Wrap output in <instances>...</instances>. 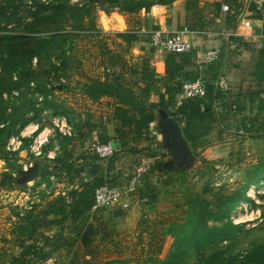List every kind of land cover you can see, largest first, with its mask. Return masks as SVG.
I'll list each match as a JSON object with an SVG mask.
<instances>
[{"label":"rangeland","instance_id":"1","mask_svg":"<svg viewBox=\"0 0 264 264\" xmlns=\"http://www.w3.org/2000/svg\"><path fill=\"white\" fill-rule=\"evenodd\" d=\"M123 1L126 2L116 0L117 3ZM167 1L140 0L146 8L136 10V14L142 19L150 9L149 3ZM180 1L184 6L187 0ZM192 1L209 17L218 0ZM241 3L242 19L251 18L249 8L254 0H241ZM115 4L105 3L95 10L97 27L107 34L127 30L128 15L116 8ZM81 5V0H0V33L29 38L45 36L49 30L66 28L76 18ZM225 14L220 10L219 17L208 26L207 32L211 34L200 37L205 40L220 39ZM70 32L77 35L70 46L64 47L70 54L49 59L56 67L63 64L60 70L46 74L47 61L34 58L31 64L23 65L24 72L30 71V75H7L5 79L0 99L5 108V124H17L15 130H18L16 121L22 114L31 122L18 134H12L5 144V150L18 152L17 156H9L8 162L0 160V264H10V260L20 252L12 241V231L18 220L29 212L37 215L47 210L50 203L65 196L72 188L62 178L43 176L48 171L52 172L54 158L70 153L73 159L80 162L82 157L91 155L90 145L96 141V132L105 128L113 133L108 102L103 100L100 104H91L80 93L81 84L87 77L103 78L106 66L101 64L98 39L87 37L86 30ZM246 34L249 35L246 40L254 46L255 51L264 47L263 38H254L256 31L253 28L247 30ZM222 43L216 49L219 56L214 81L219 75L231 76L233 69L227 65L229 49ZM199 46L204 51V44ZM144 50L139 51L133 46L130 54L125 55V61L138 66L141 60L146 59L150 48ZM53 54L56 56L58 53L55 51ZM151 58L154 67L153 54ZM10 78L13 81L19 78L16 88L8 85ZM30 78L34 81L30 82ZM36 86L38 90L45 91L47 102H53L62 109L54 111L45 107V95L40 94ZM230 88L234 97L240 90H247L248 83L241 87L231 85ZM29 108L32 110L27 112ZM260 116L264 120V115ZM92 124L96 127L93 128ZM39 128L40 131L35 134ZM235 128L236 117L230 114L215 115L213 121L202 126L194 143L186 141L183 136V145L171 144L172 148H168L170 150L166 154L162 153V167L149 172L147 178L136 185L134 192L126 194L129 207L122 209L119 217L113 216L116 208L107 209L97 214V219L79 220L75 228L66 223L48 225L52 216L45 221L40 219L41 227L36 234H59L66 238V246L86 223L92 221L101 224V233L88 250L78 248L77 243L72 249L62 246L43 264H68L75 250L77 256H73L74 264H83L85 260L90 264H203L205 258L216 251L223 252L226 264H245L248 252L264 246V183L258 189H251L249 195L256 208L251 209L249 202L243 201L231 214L232 223L243 227L233 230L232 238L227 243L213 249L208 247L198 251L191 248L186 251L183 241L178 247L174 240L179 232L178 226L185 220V213L191 210L194 200H199L205 217L208 216L209 212H215L222 205L227 196L240 191L249 172L264 160V132L244 134L235 131ZM125 161H122L124 168L119 163L117 165L122 170V179L132 175L134 169L129 170ZM31 170L37 171L36 177L28 178L27 173ZM144 181L158 188L157 200L153 204L139 199V190ZM82 182L77 181L75 187ZM122 184L123 189L120 190H125V183ZM220 225L208 222L209 227ZM73 228L76 231L71 233Z\"/></svg>","mask_w":264,"mask_h":264},{"label":"trees","instance_id":"2","mask_svg":"<svg viewBox=\"0 0 264 264\" xmlns=\"http://www.w3.org/2000/svg\"><path fill=\"white\" fill-rule=\"evenodd\" d=\"M174 1L176 0L160 4L149 3L148 8L153 5H170ZM81 3L76 18L62 30H49L45 32V36L30 38L0 33V99L4 92L7 75L10 77L13 75L16 77L17 74L21 77L30 75V71L24 72L23 65L31 64L34 58L37 61H47L46 74L60 70L63 64L56 67L49 62V59L70 54V51L65 50L64 47L70 46L77 37L70 31L86 30L87 37L98 39L101 64L106 68L103 78L87 77L81 84L80 93L91 104H100L103 100L108 102L111 109L110 122L113 126V135L103 128L102 131L96 132V141L93 143H114L117 152L107 160L98 158L92 151L91 155L82 157L80 162L79 159H73L70 153L54 158L55 166L52 172L48 171L43 176L62 178L72 188L65 196L50 203L47 210L38 212L37 215L29 212L24 218L18 220L12 231L14 235L12 241L14 247H17L20 252L10 260V264H43L62 246L72 249L77 243L78 248L88 250L93 245L95 238L101 233L99 227L101 224L92 221L86 223L80 232H77L74 238L72 237V242L66 246V238L59 234L52 237L43 233L36 234L37 229L41 227L40 219L45 221L44 219L52 216L53 219L47 222L48 225L60 226L66 223L74 228L80 223L79 220L97 219V214L107 210L92 211L93 195L97 188L107 185L123 189L122 183H125L126 187L135 168L145 161H153V163L150 162V169L141 180L146 179L149 172L161 168V159L164 155L155 132V111L163 110L171 114L174 121L180 125L185 140L190 143L197 140L202 126L213 121L215 115L230 114L236 117L235 131L237 132L244 134L264 132V120L260 116L264 115V47L255 51L244 37L235 35L238 16L242 12L241 0H218L215 3L214 12L210 13L209 17L204 15L195 1L187 0L183 6L185 11L183 26L198 33L207 32L208 26L219 17L222 6H226L228 10L224 17V31L228 34L226 42L230 57L237 58L245 51L256 52L255 61L250 66L249 72L243 75V80L248 81V88L244 91L240 90L234 97L231 88L223 92L215 85L220 76H217L214 81L213 76L216 75L218 61L198 69L194 63L195 52L167 53L164 59L163 76L158 75L151 64L153 48L147 50L148 56L145 60H141L138 66H132L125 61V55L130 54L134 44L141 39L142 19L136 14V10L146 7L140 0H126L121 3H117L116 0H81ZM105 3H116L114 6L128 15L125 32L107 34L97 27L95 10ZM61 8L64 9L63 6ZM249 12L251 20L262 22L260 34L264 36V0L260 11H256V0H254ZM141 50L145 51L144 48ZM55 51L58 53L56 56L53 54ZM239 65H234L235 72L239 71ZM193 66L196 69L190 70ZM225 77L229 79L228 75ZM198 78L205 83V96L186 100L175 109V96L181 90L182 83ZM17 80L13 81V78L12 80L10 78L8 85L16 88L19 84ZM29 81L33 82L34 79L30 78ZM36 87L40 94L45 95V107L54 111L62 109L53 102H47L45 91L38 90V86ZM28 105L31 107V103ZM31 110L32 108H29L27 112ZM4 113L5 108L0 101V160L8 162V157H16L18 152L6 151L5 144L12 134H18L30 124L31 120L23 118V114L20 115L16 121L18 130H15L17 124H5ZM92 126L96 127L94 124ZM40 129H37L35 134ZM122 161L127 162L129 170L132 171L134 168L132 175H128L125 179L121 176L120 167L124 168L125 165ZM118 163L120 167H117ZM79 180L83 182L75 187ZM261 183H264V160L249 172L243 188L227 196L215 212H209L205 217L199 200H194L191 210L185 213V220L178 226L179 232L174 236L175 244L180 247L183 241L182 245L186 251L191 248L200 251L208 247L213 249L230 241L233 230L243 227V225L232 223L231 214L243 201L249 202L251 209L256 208L254 201L247 195V190L258 189ZM141 185L139 199L147 204L155 203L158 196L157 186L148 181H144ZM115 208L113 216H121L122 209L117 206ZM209 221L221 225L209 227ZM74 228L71 233L76 231ZM75 252L68 264H74L73 256L75 258L77 256ZM244 262L245 264H264V246L253 248L246 254ZM83 264H90V262L85 260ZM203 264H226L223 260V252H213L205 258Z\"/></svg>","mask_w":264,"mask_h":264},{"label":"built area","instance_id":"3","mask_svg":"<svg viewBox=\"0 0 264 264\" xmlns=\"http://www.w3.org/2000/svg\"><path fill=\"white\" fill-rule=\"evenodd\" d=\"M262 4L263 0H256V11L261 10ZM227 10L228 8L226 6H222L223 12H227ZM240 15L238 16L239 19L235 30V35L242 36L247 39L246 37L248 34H246V31L252 27V20L250 18L242 19V14ZM238 31L243 32L238 33ZM199 34L202 33L190 31L185 26H181L178 30L171 34H164L161 31H153L150 35L149 44L151 48H160L166 53L182 54L195 52V66L198 69H201L204 66L217 62L219 55L217 50L213 48H210L203 52H196V46L193 42V37ZM225 35L228 36L227 33ZM258 37L264 39V36L262 35L254 38ZM106 72H109V70H106ZM215 85L219 90L223 92L229 90L231 86L229 79H227L223 75L217 78ZM205 94L206 86L203 80L198 78L192 81L183 82L181 90L175 96L174 108L176 109L180 107L186 100L202 98L205 96ZM63 134L65 133L63 132ZM90 149L98 158L102 160L111 158L117 152V147L114 143H92L90 145ZM149 169V161L142 162L140 165H138L134 170L132 178L129 180L127 186L125 187V190H120L117 187H111L107 185L97 188L93 195L92 211L100 209H112L116 206H119L121 209H127L129 207V200L127 199L126 194L135 191L136 185L149 171ZM250 190L251 189L247 190V193Z\"/></svg>","mask_w":264,"mask_h":264},{"label":"crops","instance_id":"4","mask_svg":"<svg viewBox=\"0 0 264 264\" xmlns=\"http://www.w3.org/2000/svg\"><path fill=\"white\" fill-rule=\"evenodd\" d=\"M156 9V10H155ZM185 11L183 7V2L180 0H176L170 5L162 6V5H153L150 7L149 11L145 12V16L142 17V27L140 31L141 39L139 42L134 44V47L139 51L145 48H151L149 44L150 35L153 31H161L164 34H171L178 30L184 24ZM256 34L254 37L260 36V30L262 28V22L259 20H252V27ZM211 33L204 32L202 34L196 35L193 37V42L196 48V52H203V47L199 45L204 44V51L210 48L217 49V47L225 44L227 48L226 42V33H220L221 38H201L200 35H208ZM210 39V40H209ZM225 42V43H224ZM254 47V46H253ZM229 49V48H228ZM136 51V49H135ZM255 53L256 52H243L241 56L237 58H231L228 50V66L234 67L236 64H240L239 71L235 72L234 68L231 69L232 73L229 76L230 84L233 86H243L248 83V81L243 80V75L249 72V68L252 63L255 61ZM166 52L160 48H153V61H154V69L155 72L163 76L164 75V59L166 56ZM234 64V65H232ZM226 66V67H228ZM196 69V67H191L190 70ZM226 69V68H225ZM154 126L156 127L155 132L157 134V138L159 139L162 147V153L166 154L168 148H172L171 144H179L183 145V134L181 132V127L178 125L174 119L171 117V114L167 113L163 110H157L154 112ZM113 135V133H109ZM51 217V216H50ZM52 237V236H50ZM50 260V259H48Z\"/></svg>","mask_w":264,"mask_h":264},{"label":"water","instance_id":"5","mask_svg":"<svg viewBox=\"0 0 264 264\" xmlns=\"http://www.w3.org/2000/svg\"><path fill=\"white\" fill-rule=\"evenodd\" d=\"M36 175H37L36 170H31L27 173L28 178H34V177H36Z\"/></svg>","mask_w":264,"mask_h":264},{"label":"bare ground","instance_id":"6","mask_svg":"<svg viewBox=\"0 0 264 264\" xmlns=\"http://www.w3.org/2000/svg\"><path fill=\"white\" fill-rule=\"evenodd\" d=\"M251 193H252V191H249L247 195L249 196V195H251Z\"/></svg>","mask_w":264,"mask_h":264}]
</instances>
